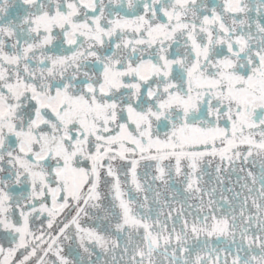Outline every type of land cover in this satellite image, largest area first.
Masks as SVG:
<instances>
[{
	"label": "snow or ice",
	"instance_id": "6c2138e0",
	"mask_svg": "<svg viewBox=\"0 0 264 264\" xmlns=\"http://www.w3.org/2000/svg\"><path fill=\"white\" fill-rule=\"evenodd\" d=\"M0 264H264V0H0Z\"/></svg>",
	"mask_w": 264,
	"mask_h": 264
}]
</instances>
